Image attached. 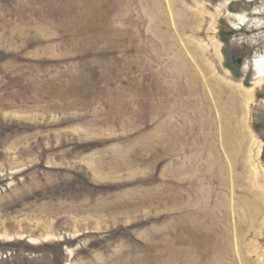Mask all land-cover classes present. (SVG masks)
Returning a JSON list of instances; mask_svg holds the SVG:
<instances>
[{
    "label": "rangeland",
    "instance_id": "obj_1",
    "mask_svg": "<svg viewBox=\"0 0 264 264\" xmlns=\"http://www.w3.org/2000/svg\"><path fill=\"white\" fill-rule=\"evenodd\" d=\"M258 56L264 0H0V264H264Z\"/></svg>",
    "mask_w": 264,
    "mask_h": 264
},
{
    "label": "bare ground",
    "instance_id": "obj_2",
    "mask_svg": "<svg viewBox=\"0 0 264 264\" xmlns=\"http://www.w3.org/2000/svg\"><path fill=\"white\" fill-rule=\"evenodd\" d=\"M235 18L236 19L233 18L234 21H239V24H243V23L247 22V20L244 17H235ZM251 66L253 67V70L255 71L256 83L257 84L263 83V81H264V56L255 57L251 61Z\"/></svg>",
    "mask_w": 264,
    "mask_h": 264
}]
</instances>
